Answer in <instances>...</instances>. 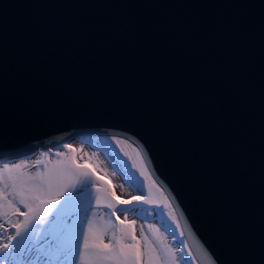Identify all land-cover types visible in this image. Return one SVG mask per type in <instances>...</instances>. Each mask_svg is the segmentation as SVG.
Here are the masks:
<instances>
[{
    "label": "water",
    "instance_id": "obj_1",
    "mask_svg": "<svg viewBox=\"0 0 264 264\" xmlns=\"http://www.w3.org/2000/svg\"><path fill=\"white\" fill-rule=\"evenodd\" d=\"M91 135L138 146L198 264H264V0H0V162Z\"/></svg>",
    "mask_w": 264,
    "mask_h": 264
},
{
    "label": "rangeland",
    "instance_id": "obj_2",
    "mask_svg": "<svg viewBox=\"0 0 264 264\" xmlns=\"http://www.w3.org/2000/svg\"><path fill=\"white\" fill-rule=\"evenodd\" d=\"M88 140H73L47 150H40L33 154L34 156L1 162L0 169H4L5 165L11 167L14 164H22L24 167L20 171L32 175L37 172L47 173L51 169L54 180L64 183L69 179L66 173L74 170V165L71 162L75 160L78 164L87 165V168L76 171L91 172L94 170L95 172V175H89L84 180V183L77 185L75 193L99 185L108 192L118 193L123 197L128 196L133 201L135 194H138V190L141 192L139 194L145 192L144 188L146 187L143 176H140V173L131 167L132 164L129 163V156L128 154L126 155L122 141L115 137L104 135H91ZM106 161L108 164L104 166L103 162L105 163ZM108 165L110 170L107 168ZM9 175L15 176L16 170H13L11 174L5 172L6 182L0 183V189L4 190L0 193V204L4 205L3 211L0 212V223L6 224L10 230V228L14 229L12 227L13 224H16L18 220H24V217L19 216L15 212V208L9 206L8 201L12 200L15 207L20 208L21 211H27V209L19 203V196L13 199L10 195L14 189L8 186L11 183L8 180ZM121 214L123 215L121 220L124 221V225L120 224L121 220H117L110 210L96 207H89L73 213L55 230H53L50 219H46V223L38 222L20 238L22 243L20 247L23 251L24 259L28 260L27 264H30V262L31 264H95L94 250L84 246V239L89 238L90 240L88 222H91L94 232L97 229H103L111 225L117 236H119L121 227L128 225L131 221H135L134 226L137 229V236H141L143 233L150 240L157 242L158 246L162 243L163 246L171 249L175 254L177 264H193V257L190 251L185 248H183L185 250L179 251L176 244L174 245L170 240L171 235L174 233L170 235L157 221V216L159 215L161 224L174 229L163 212L156 211L153 206L144 204L133 208L132 211L121 212ZM149 225L153 227L150 229ZM9 232L11 233L12 230ZM49 235H54V237L48 243L39 247L40 243ZM110 235L111 233L105 237V242H108ZM142 245L147 250V244L143 240ZM28 257L32 258V260L29 261ZM180 257L183 258L184 262H182Z\"/></svg>",
    "mask_w": 264,
    "mask_h": 264
},
{
    "label": "snow or ice",
    "instance_id": "obj_3",
    "mask_svg": "<svg viewBox=\"0 0 264 264\" xmlns=\"http://www.w3.org/2000/svg\"><path fill=\"white\" fill-rule=\"evenodd\" d=\"M71 163L74 165V170L66 173L69 179L64 183L54 180L51 169L47 173L37 172L35 175L20 171L24 167L22 164H14L11 167L5 165L4 169H0V183L6 182L5 172L11 174L13 170H16L15 176L9 175L8 177V180L11 181L8 186L14 189L10 195L13 199L19 196V203L27 209V211H21L20 208L15 207L12 200L8 201L9 206L14 207L19 216L24 217V220H18L16 224H13L12 227L16 231L10 236V240L15 241L30 228L32 221L36 220L37 214L41 211V206H46L44 207L45 216H51L66 194L75 192L77 185L84 183L89 175H95L94 170L91 172L76 171L87 168V165L78 164L75 160ZM3 191L0 189V193ZM112 195L115 197L114 192ZM116 199L119 200V197ZM133 199L136 202H141L139 197ZM131 203L133 201L119 200L120 205ZM107 207L112 209L114 215L118 210L116 205L108 204ZM3 208L4 205L0 204V212L3 211ZM116 219L119 220V216H116ZM41 222L46 223L47 220L41 218ZM120 224L124 225V221L121 220ZM134 225L135 221H131L128 225L121 227L120 235L117 236L111 225L94 232L91 222H88L90 240L85 238L84 246L94 250L95 264H177L175 254L171 249L163 246L162 243L158 246L157 242L150 240L143 233L141 236H137V229ZM152 227L149 225L150 229ZM109 233H111L110 239L105 242V237L109 236ZM142 240L147 244V250L142 245ZM10 247L9 243L0 244V252L8 250ZM180 250L183 251V248Z\"/></svg>",
    "mask_w": 264,
    "mask_h": 264
},
{
    "label": "bare ground",
    "instance_id": "obj_4",
    "mask_svg": "<svg viewBox=\"0 0 264 264\" xmlns=\"http://www.w3.org/2000/svg\"><path fill=\"white\" fill-rule=\"evenodd\" d=\"M105 136H107V135H105ZM108 136L115 137V138H117L123 142L126 155L128 154V156H129V160H130L129 163L132 164L131 167H133L134 170H136L138 173H140L139 174L140 176L141 175L143 176V180L145 182V187L147 190H149L148 192H150V193L148 195H146L145 197H142V194L138 193L137 195H139V196H137L135 194V197L140 198V201L142 203L141 205H144V204L152 205L156 209V211L163 212L167 216V218L171 222V225H173V228H174V229H172V231H174L173 235H175V239H173V241H174L173 244L174 245L176 244L179 251L181 248H185L186 250L190 251L188 244L184 238V235L181 231L178 219L175 216L171 206L165 201V199L163 198V196L160 193H157L155 191L156 185H155L154 181L152 180V177H151V175H150V173L146 167V164L144 162V159L142 157V154H141L138 146L132 140H130L128 138H125L122 136H114V135H108ZM125 152H124V154H125ZM127 160H128V158H127ZM1 162H5V161H1ZM1 162H0V164H1ZM103 164H105L104 166H106L108 163L106 161L105 163L103 162ZM107 168L108 169L110 168L109 165L107 166ZM108 193L109 192L104 187L98 185V186H94V187H89V188L84 189V190H80L74 194H72V193L68 194L57 205V207L55 208V210L51 216H45L44 207H46V206H41V211L37 214L36 220L32 221V223L41 222V218L50 219L52 222L53 230H55L59 225H61L65 220H67V218L69 216L70 217L72 216L73 212H71V211H73V209H75L76 207L86 206V205H90V206H86V208H89L92 206H99V207L102 206L101 208H106V209L112 211L111 208L107 207L108 204L118 206V210L115 213V217L119 216V218L121 220V216H123V215L119 211V208L124 207V206H129L130 204L129 205H120L119 200L132 201V199H130L128 196L123 197V196L119 195L118 193H116L115 196L119 197V200H117L115 202H103L102 200H95V201L92 200V198H98V197L99 198L101 197L102 199H104L108 196ZM77 196H81V197H77ZM97 201H99V203H97ZM144 201H148V202L146 203ZM157 220H158V217H157ZM0 225H2V227H0V244L9 243L11 245V247L8 250L0 252V264H27L28 260L24 259L23 251L20 247V244H22L20 242V236L17 237V239L15 241L10 240V236L13 235L16 230L11 229V228L9 230L8 229L9 227L3 223H0ZM11 230H12V232L10 233L9 231H11ZM39 247H42V245H39ZM185 249H183V250H185ZM191 255H192V253H191ZM192 257H193V264H198L193 255H192ZM28 258H29V261L32 260V258H30V257H28ZM30 264H31V262H30Z\"/></svg>",
    "mask_w": 264,
    "mask_h": 264
}]
</instances>
